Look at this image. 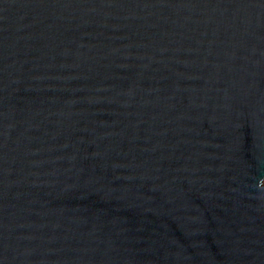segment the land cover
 Segmentation results:
<instances>
[{"label": "water", "instance_id": "water-1", "mask_svg": "<svg viewBox=\"0 0 264 264\" xmlns=\"http://www.w3.org/2000/svg\"><path fill=\"white\" fill-rule=\"evenodd\" d=\"M0 264H264V0H0Z\"/></svg>", "mask_w": 264, "mask_h": 264}]
</instances>
